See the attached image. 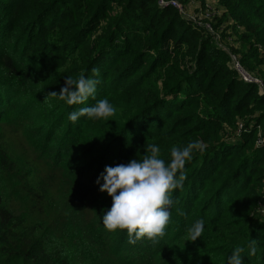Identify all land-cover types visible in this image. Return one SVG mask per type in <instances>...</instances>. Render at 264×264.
<instances>
[{
    "label": "trees",
    "instance_id": "1",
    "mask_svg": "<svg viewBox=\"0 0 264 264\" xmlns=\"http://www.w3.org/2000/svg\"><path fill=\"white\" fill-rule=\"evenodd\" d=\"M218 3L246 47H221L159 0H0V264H226L234 247L242 264H264V0ZM81 74L98 80L94 96L49 95ZM104 98L114 115L68 119ZM154 112L181 119L158 135ZM223 124L240 130L235 142L222 141ZM191 141L202 146L177 172L186 178L165 235L131 244L107 230L112 200L95 182L105 166L143 159L152 144L167 162ZM197 219L201 238L185 241Z\"/></svg>",
    "mask_w": 264,
    "mask_h": 264
},
{
    "label": "clouds",
    "instance_id": "2",
    "mask_svg": "<svg viewBox=\"0 0 264 264\" xmlns=\"http://www.w3.org/2000/svg\"><path fill=\"white\" fill-rule=\"evenodd\" d=\"M98 74V69H93ZM98 80L86 78L81 74L77 79L67 78L65 87L58 97L68 105L80 104L88 97L94 96ZM115 113V108L107 98L98 100L94 105L82 107L68 114V119L75 123L80 117L91 120L106 119ZM200 148L198 141H191L186 146H173L170 149V160L161 158L157 144L149 146L150 154L143 159H132L126 164L105 166L96 179L99 191L111 197L112 205L102 216V225L109 231L126 230L129 243L147 238L157 243L165 235L170 222V206L173 204L171 193L183 187L184 174L177 172L186 162L193 158L195 150ZM102 181V183H101ZM180 215H184L183 211ZM205 222L197 219L186 229L185 241H196L201 238ZM243 247H234L228 255L226 264H242Z\"/></svg>",
    "mask_w": 264,
    "mask_h": 264
},
{
    "label": "rangeland",
    "instance_id": "3",
    "mask_svg": "<svg viewBox=\"0 0 264 264\" xmlns=\"http://www.w3.org/2000/svg\"><path fill=\"white\" fill-rule=\"evenodd\" d=\"M177 1L183 5V10L181 11L179 10V13L180 16L185 21L190 22L193 25H199L200 23H210L212 25L213 32L217 33L215 40L221 47L228 50H230L229 45H234L236 47H246L245 46L246 44L239 40L240 37L238 34L241 33L240 32L241 29H238L237 27L234 26V21L232 20V17L229 16L227 13H225V9L221 7V5L218 3V0H186V1L177 0ZM113 13H116V11H114ZM106 24H107V20L105 19L103 20L101 27H105ZM207 27L210 30H212L210 25L207 24ZM208 28H206V30H209ZM101 32L102 29L97 34L94 35L93 40H95L96 36ZM37 57H38V51L31 53V61L37 60ZM38 64H40V62H38ZM259 68L262 70V72H264V64L260 65ZM256 76H257L256 78L258 79L262 78V77L260 78V76L258 75ZM162 83L163 80L160 79L158 81V85L161 87ZM159 114L160 113H156V112L149 114V120H151V123H154V126H152L151 128L157 126V130L155 131V133H158V135L161 134L158 131V128L163 120L168 119L167 123L169 124L170 122L179 123L181 119V116H178V114H174V113H169L168 118L167 117L164 118L163 114L160 115ZM170 114L172 117L171 119H169ZM141 123L142 122L140 121L139 124L142 125ZM237 125L238 128L241 129V127H243V121L238 120ZM39 129H41V127ZM235 130L236 129H234V127L229 126L228 124H223L220 131L222 141L226 140L227 143L235 142L240 133L239 129L237 131ZM199 144H201L200 141ZM165 145H166V149H168V144L165 143ZM178 147H183V146L178 145ZM256 210L258 214L262 216L259 207V201Z\"/></svg>",
    "mask_w": 264,
    "mask_h": 264
},
{
    "label": "built area",
    "instance_id": "4",
    "mask_svg": "<svg viewBox=\"0 0 264 264\" xmlns=\"http://www.w3.org/2000/svg\"><path fill=\"white\" fill-rule=\"evenodd\" d=\"M161 4H170L173 7L177 8L178 11L183 10V5L181 3H179L177 0H159ZM207 24L210 25V27L212 28V25L210 23H200L199 25H203L206 28ZM209 29V28H208ZM210 30V29H209ZM210 32H213V28L212 30H210ZM233 61H234V67L236 68V70L239 72V74L241 75V78H243L246 82H253L258 84L261 88L263 87V81L261 79L256 78L254 75L248 73L241 65L240 63L236 60L235 57H233ZM262 194H263V198H261V200L259 201V207H260V211L262 213V215H264V186L262 189Z\"/></svg>",
    "mask_w": 264,
    "mask_h": 264
}]
</instances>
